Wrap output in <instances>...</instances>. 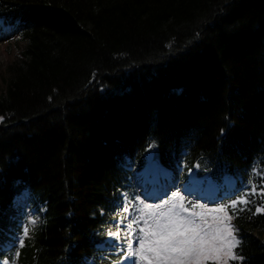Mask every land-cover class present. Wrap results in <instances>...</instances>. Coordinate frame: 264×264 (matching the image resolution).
I'll return each mask as SVG.
<instances>
[{
	"label": "trees",
	"instance_id": "1",
	"mask_svg": "<svg viewBox=\"0 0 264 264\" xmlns=\"http://www.w3.org/2000/svg\"><path fill=\"white\" fill-rule=\"evenodd\" d=\"M0 19L26 43L0 91V262L112 264L152 153L255 187L228 264H264V0H0ZM23 191L43 222L18 247Z\"/></svg>",
	"mask_w": 264,
	"mask_h": 264
},
{
	"label": "snow or ice",
	"instance_id": "2",
	"mask_svg": "<svg viewBox=\"0 0 264 264\" xmlns=\"http://www.w3.org/2000/svg\"><path fill=\"white\" fill-rule=\"evenodd\" d=\"M4 118L0 116V121ZM154 146V145H153ZM252 193H256V188H252ZM264 195V192L261 193ZM249 200L239 198L230 204L235 210L238 204L247 205ZM191 204V212L185 205V196L178 189L171 194L170 199H165L160 205H144L138 209L140 215L133 217L135 224L139 225L143 221V227L139 229L140 235L136 238L137 247L128 256L137 257L141 264H207L214 261L221 264L223 257L243 260L233 249L239 246L240 240L235 236L238 230L230 222L232 216L228 215L227 207L220 206L214 209H203L196 211L199 205ZM128 211L125 205L122 209ZM244 209L241 208L240 211ZM256 212H264V205L257 208ZM211 216V221L207 219ZM199 218L200 222H197ZM35 220L31 223L35 224ZM133 227V225H129ZM29 234L28 227H24L22 236L18 238V247H23L24 237ZM109 236L120 241V232L109 230ZM136 237L135 228L130 233ZM131 247V244H128ZM18 255V253H16ZM125 256L124 259H128ZM227 264V260H223Z\"/></svg>",
	"mask_w": 264,
	"mask_h": 264
},
{
	"label": "rangeland",
	"instance_id": "3",
	"mask_svg": "<svg viewBox=\"0 0 264 264\" xmlns=\"http://www.w3.org/2000/svg\"><path fill=\"white\" fill-rule=\"evenodd\" d=\"M25 44H26L25 40L20 38V34L17 31L13 30L8 26H2V23H0V47L5 46V49L7 51V56H3L0 53V91L3 89V82L5 81V78L8 77V71H7L8 66L12 62L19 59L20 51L23 49ZM155 163L157 162L155 161ZM156 165L159 166L160 164L157 163ZM130 169H132L133 171L132 178H133V185L135 192L134 194L125 193L123 205L127 206L128 211H123V210L120 211V215L116 217L114 221L115 225L111 229L112 232H116V231L120 232V236H121L120 241L117 242L114 237H111L109 235H107L106 238V241L108 242L107 249H109V251H111V253H113L114 255H120L119 256L120 258L117 259V261L113 262L112 264H141V262L137 257L128 256V254L134 251L138 246L135 241L136 238L140 235L139 229L143 227V221H141L139 225H136L133 217L140 215L138 209L143 208L144 205H152L153 207H156L165 200L163 197V199L161 198V200L156 202V204L155 203L151 204V202L148 201L149 199H147L146 196L140 194L142 190H145L147 195L149 194L151 195L153 193V192L150 193L153 190L154 182L148 176L149 170L145 166L137 167L136 165L130 166ZM164 172H166V169H164L160 173L161 176L166 180L167 176L165 175ZM169 174H172L173 177L175 178L176 177L180 178L182 183H184L182 187H179L178 189L180 190L181 194L185 196V205L186 207L189 208V212L184 213L185 216H188L191 212V204H189V201H191L192 204H196L200 206L196 209V211L198 212L203 209H214L220 206H228L227 207L228 215L232 216L231 213L229 212L230 210H232L230 204L233 201L238 200L239 198L247 199L246 196L249 193H252V189L248 187V184H243L241 186H238V189L236 190L235 188L236 183L234 180L235 178L229 180L228 175H225L223 177L222 184H219L215 182L213 179L208 177L199 178L194 173V171L193 172L186 171L183 169L182 166H180L177 172L170 169ZM194 174L196 175V177ZM196 181L198 182L195 183ZM194 184L195 186H193ZM223 186L226 187V191L223 193V195H220L217 198V194ZM197 189H199V192H203L204 194L208 193L207 194L208 195L207 197H209L208 200L207 199L195 200V198L192 196H194V194L195 195L197 194L198 192ZM174 192H176V190L174 191L172 188H170V190L168 191V197L166 199H170L171 194ZM21 198L22 197L16 199V204L20 202ZM239 205L240 204H238V206ZM39 207H40L39 209L35 207L36 210H44V207L41 204L39 205ZM34 210L35 209L29 206L25 208L27 221L24 224L23 229L26 226L28 227L29 234L27 237H30L34 228L43 222V218H42L43 216L40 214V211L39 214H37V212ZM207 219L210 222L211 216H208ZM32 220L36 221L35 224L31 223ZM197 222H200L199 218H197ZM230 223L234 226L232 220ZM130 224L133 225V227H129ZM133 228H135L136 237L130 235V233L133 231ZM22 233L16 237L17 243H18V238L22 236ZM234 234L237 237V239H239L237 233L235 232ZM27 237L23 238L24 242H25V238ZM128 244H131V247H128ZM9 246H10V242H9ZM233 252L236 253V250L233 249ZM125 256H128V259H124ZM223 260H227V264H228V262L231 259L225 256L222 258L221 264H223ZM0 263L18 264V260L17 258H15L13 261L4 259Z\"/></svg>",
	"mask_w": 264,
	"mask_h": 264
},
{
	"label": "bare ground",
	"instance_id": "4",
	"mask_svg": "<svg viewBox=\"0 0 264 264\" xmlns=\"http://www.w3.org/2000/svg\"><path fill=\"white\" fill-rule=\"evenodd\" d=\"M0 53L3 55V56H7V51L5 49V46H1L0 47ZM200 181V180H199ZM198 181H196L195 183H197ZM195 186V184L193 185ZM191 192H194V191H191ZM152 195V194H151Z\"/></svg>",
	"mask_w": 264,
	"mask_h": 264
},
{
	"label": "water",
	"instance_id": "5",
	"mask_svg": "<svg viewBox=\"0 0 264 264\" xmlns=\"http://www.w3.org/2000/svg\"><path fill=\"white\" fill-rule=\"evenodd\" d=\"M152 158H153V154L148 153V154H147V159L151 160Z\"/></svg>",
	"mask_w": 264,
	"mask_h": 264
}]
</instances>
